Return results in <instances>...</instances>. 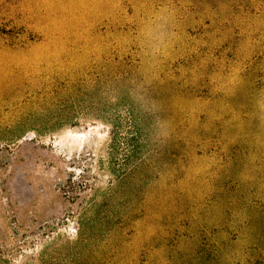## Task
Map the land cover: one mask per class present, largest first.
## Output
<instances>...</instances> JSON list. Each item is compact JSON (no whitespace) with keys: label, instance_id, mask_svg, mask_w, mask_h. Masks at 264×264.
Instances as JSON below:
<instances>
[{"label":"rangeland","instance_id":"1","mask_svg":"<svg viewBox=\"0 0 264 264\" xmlns=\"http://www.w3.org/2000/svg\"><path fill=\"white\" fill-rule=\"evenodd\" d=\"M0 264H264V0H0Z\"/></svg>","mask_w":264,"mask_h":264}]
</instances>
